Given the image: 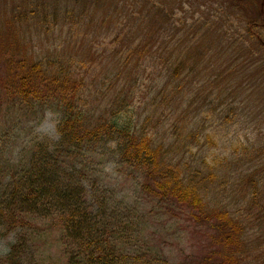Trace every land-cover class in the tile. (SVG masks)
I'll list each match as a JSON object with an SVG mask.
<instances>
[{
	"label": "trees",
	"instance_id": "1",
	"mask_svg": "<svg viewBox=\"0 0 264 264\" xmlns=\"http://www.w3.org/2000/svg\"><path fill=\"white\" fill-rule=\"evenodd\" d=\"M55 1L33 0L24 18L32 22L33 31L47 36L56 27L70 33L92 24L94 0H72L62 16L55 11L38 15ZM195 2L207 9L203 25L176 57L175 49L167 51L174 38L169 31L158 47L152 38L122 46L125 38L117 35L98 50L81 35L62 54L35 53L6 65L7 94L22 104L57 103L64 116L57 128L58 141L34 144L27 162L12 171L0 189V238L15 235L2 264L128 263L126 247L136 239L138 223L106 216V195L90 185L94 171L84 159L86 150L109 139L118 141L117 169L124 180L136 183L142 200L166 215L181 211L197 225L219 232L216 253L224 256L220 264L245 261L244 225L218 199L230 182V151L249 156L253 146L233 142L234 138L227 145L221 136L205 130L208 124L229 126L236 117L229 108L232 117L228 113L218 124L212 122L217 108L209 106V99L245 100L255 81L257 89L264 85V23L254 19L257 0ZM257 17H264L263 0ZM113 25L117 27V20ZM83 46L87 50L82 51ZM212 49L214 54L207 58ZM216 59L219 67L214 66ZM201 63L209 67L197 72L195 65ZM159 66L161 73L156 72ZM204 73L208 82L195 90L197 97L204 96L191 108L193 80ZM142 87L146 91L140 94ZM195 117L199 121L193 126ZM248 182L250 209L264 210L260 185ZM51 243L56 249L52 263L43 253ZM134 261L144 264L143 259Z\"/></svg>",
	"mask_w": 264,
	"mask_h": 264
},
{
	"label": "rangeland",
	"instance_id": "2",
	"mask_svg": "<svg viewBox=\"0 0 264 264\" xmlns=\"http://www.w3.org/2000/svg\"><path fill=\"white\" fill-rule=\"evenodd\" d=\"M260 2L262 0H257L254 6V19L261 24L264 23V17L256 18ZM69 3L73 1L57 0L51 3L47 10L41 9L38 15L55 11L58 16H62L64 7ZM32 6L33 0H0V189L13 174L12 171L27 162L34 144L58 141L57 128L64 116L63 110L57 103L22 104L7 94L5 90L9 79L7 64L16 65L19 60L35 53L62 54L67 49V45L77 43L74 38L80 39L81 35L88 37L87 43H94V50H98L97 47L101 44L112 41L117 35L125 38L121 40L122 46L130 43L137 45L152 38L156 42L155 47H158L163 40V33L167 31L174 36L168 42L167 51L171 52L175 49L173 55L176 57L191 42L193 32L203 25L202 13L207 10L205 7L200 8L195 0H94L90 7L94 13L91 25L82 24L70 33L56 27V32L46 36L42 32L33 31L30 28L32 22L24 19ZM196 6L199 7L200 12H197ZM114 20H117V27L113 25ZM65 29L68 31V28ZM106 34L108 35L106 38L102 37ZM261 34L264 36V32ZM206 39L212 38L208 36ZM86 42L83 41L84 45H87ZM205 47L203 45L198 50L199 55L204 53ZM80 49L87 50V46ZM214 51L215 49H212L208 52L207 58L214 54ZM216 51H219V46ZM79 54L83 55V52ZM216 61L214 66L219 67L221 61L217 59ZM195 66L199 68L197 72L209 67L204 63ZM156 72L161 73L160 66L157 67ZM115 73L116 71L111 72V74ZM158 81L157 79L156 82ZM193 81L194 92L205 86L208 77L204 73ZM258 84V81L252 84L247 93L249 96L247 97L246 94L245 100L239 98L225 101V96L219 101H213L214 98L209 99V106L216 107V116L219 114L212 119V122L218 124V121L228 113L232 117L229 108L234 109L236 117L229 126L220 128L215 124H208L205 130L210 134L221 136V142L227 145L229 140L234 138L233 142L238 139L242 144L250 142L249 144L253 146L249 156H245L240 151L238 154L230 151L232 155L229 156L227 167L230 182L224 186L218 199L226 212L244 225L242 248L245 261L242 264H264V210L250 209L248 205L249 180L260 185V200L264 201V85L260 84V88L257 89ZM141 91H146V88L142 87L140 94ZM196 94L197 91L190 99L191 108L198 106L204 96V93L201 97H197ZM178 115H175L173 120H176ZM198 121V117H195L193 126ZM117 146L118 141L115 139L102 141L86 150L84 159L94 171L90 185H97L106 195L105 204L108 207L105 210L106 216L128 218L138 223L136 239L126 247L127 264H138L134 261L137 259L140 263L143 259L144 264H220L224 258L221 253H216L218 250L216 238L220 233L197 225L188 214H183L181 211L166 215L163 210L142 200L136 183L132 179L124 180V175L116 167ZM212 151L218 152L214 148ZM14 241V234L0 238V264ZM53 246V244L49 245L43 251L45 260L50 259L51 263L55 260L56 252Z\"/></svg>",
	"mask_w": 264,
	"mask_h": 264
}]
</instances>
